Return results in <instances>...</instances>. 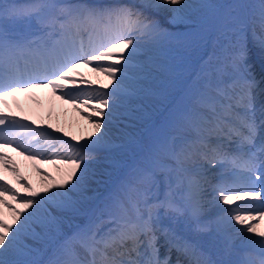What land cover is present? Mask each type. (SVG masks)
Here are the masks:
<instances>
[{"label": "snow or ice", "instance_id": "1", "mask_svg": "<svg viewBox=\"0 0 264 264\" xmlns=\"http://www.w3.org/2000/svg\"><path fill=\"white\" fill-rule=\"evenodd\" d=\"M192 49L204 55L162 124L128 131ZM34 89L93 131L78 141L0 108V167L15 178L0 175V264H264V0H0V104ZM124 150L132 163L99 194Z\"/></svg>", "mask_w": 264, "mask_h": 264}, {"label": "bare ground", "instance_id": "2", "mask_svg": "<svg viewBox=\"0 0 264 264\" xmlns=\"http://www.w3.org/2000/svg\"><path fill=\"white\" fill-rule=\"evenodd\" d=\"M17 2H24V0H17ZM93 67H95V65H90L87 67L81 65L80 68L78 69V72L81 73L84 78L92 80L97 85H99L100 83L109 84L111 87L108 90L111 91V88L115 87L116 82L109 80V78L102 73L94 72ZM160 79L163 82L167 81L168 80L167 74L166 73L162 74ZM78 87L79 88H86L87 85H78ZM170 89H168V90H170ZM32 95H33V99H34L33 102L29 101V100L25 101L21 92L16 93L13 96L5 97L6 102H8L9 104H10V98H14L18 103L17 107L10 104V107L8 109H6L5 111L15 112L17 115H26L29 117L30 120H33V119L36 120L37 124H39V125H46L48 123H51V124H53L54 127L62 128L64 131L68 132L69 133L68 138H70L71 136H76L78 141L80 140V137L91 136V133L93 131L91 123L85 118V116H83L80 112H78L73 107L72 104L66 103V102L60 100L58 98V96H54L51 93L50 89H39V90L37 89V90H34L32 92ZM163 95H164V100L162 101L159 97H162ZM163 95L157 96V97H149V98H147V100L140 101V102L148 104L150 107H152L154 109L153 114L158 115L163 110H165L164 108H166L165 106L167 105L166 104L167 97H165L164 91H163ZM166 95H167V93H166ZM168 95H170V93ZM85 111H90V110L85 109ZM150 117H152V115H150ZM105 119H106V117H105ZM121 127H123V126L121 125ZM135 129L136 130L131 129L128 131H130V132L134 131V132H137L138 135H142V133L147 128H145V126H141L140 124H138ZM102 131H103V129H102ZM112 133L114 134V136L119 134L115 127L112 128ZM68 138H66V139H68ZM80 142L82 143L83 141H80ZM125 155H126V157H125ZM127 155L131 158L133 156V153L130 150H127L125 152V154L124 153L120 154L121 158H118V159L113 154V158L110 161L112 163H116V164H110L108 162V164H110L112 167L111 171L113 170V168L114 169L118 168L119 161H121L123 157H124V160L126 161V159L129 158ZM100 156H101V158L103 157L101 154H100ZM27 165L32 169L30 162H28ZM42 165L47 166L50 164H42ZM105 165H107V163L103 164L102 167H104ZM53 171H54V173H57L55 167H54ZM108 171H109V168L107 169L106 174L101 177V179L106 178L109 175L110 171H109V173H108ZM213 171H215V170H213ZM118 172H119V170H118ZM57 175L58 174H56L54 176H57ZM117 175H119V174H117ZM11 176L14 177L12 175V173H11ZM110 183H111L110 180H108L107 186ZM113 183H115V182H113ZM39 185L42 186L40 181H39ZM98 192L101 195L103 193L100 189H98ZM8 219H9V222H11L10 216L8 217ZM261 225L263 226L262 228H261ZM259 228H260V230H264V222L260 223ZM45 246L46 245H40V244L36 245V247H38V248L44 247V249H45ZM173 254H175V256H174L175 258L178 255L175 252H173Z\"/></svg>", "mask_w": 264, "mask_h": 264}, {"label": "rangeland", "instance_id": "3", "mask_svg": "<svg viewBox=\"0 0 264 264\" xmlns=\"http://www.w3.org/2000/svg\"><path fill=\"white\" fill-rule=\"evenodd\" d=\"M217 2L218 3H230L231 0H217ZM181 55H182V59H179L177 61L172 62L171 70L169 72H167V76L169 78L167 81L164 82L163 91H164L165 97H167V102H166L167 105L166 106L172 105V103L175 102V100H177L183 94L184 90L191 83L193 75L198 68L200 58H201V56L204 55V52H202L200 50L192 49V50H189L187 52H182ZM255 57H258V56H255ZM255 57H254V59H255ZM256 61H257V64L259 65V59H257ZM258 70H259V68L257 67V71ZM167 88L168 89L171 88V89L168 90ZM166 93H167V95H166ZM169 93H170V95H168ZM160 99L163 101L164 95L162 97H160ZM144 104L147 108V111L150 113V115H152V117H150L148 120H146L144 122L145 124L142 123L140 125L145 126V128L149 129L151 127L159 126L160 124H162V122L165 120V118L168 114L167 107L165 106L166 107L165 110H163V112L159 116H155L153 114L154 109L152 107H150L148 104H146V103H144ZM133 130H136V129L134 128ZM146 130L144 132H146ZM126 161H128V160H126ZM127 167H128V164H125V166H123L122 163L120 166H118L117 169L113 168L112 171H111L112 167H110L109 168L110 173L108 171V173H109L108 177L117 179L118 176L122 175L123 170H124V172L127 171ZM53 170L54 169H52L51 171L54 172ZM118 170H119V172H118ZM116 173L119 175H117ZM57 177H59V174L57 175ZM29 211H31V209ZM45 247H47V248L45 249L44 253L41 254L39 257L41 259H45V256L50 251V250L48 251V248H49L48 246H45ZM42 248H44V247H42Z\"/></svg>", "mask_w": 264, "mask_h": 264}]
</instances>
